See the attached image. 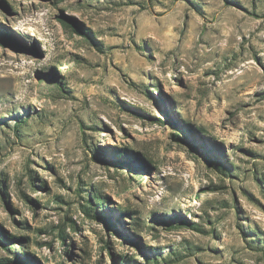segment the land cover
Segmentation results:
<instances>
[{
  "label": "rangeland",
  "instance_id": "374dc122",
  "mask_svg": "<svg viewBox=\"0 0 264 264\" xmlns=\"http://www.w3.org/2000/svg\"><path fill=\"white\" fill-rule=\"evenodd\" d=\"M0 28V264H264V0H0Z\"/></svg>",
  "mask_w": 264,
  "mask_h": 264
},
{
  "label": "trees",
  "instance_id": "16d2710c",
  "mask_svg": "<svg viewBox=\"0 0 264 264\" xmlns=\"http://www.w3.org/2000/svg\"><path fill=\"white\" fill-rule=\"evenodd\" d=\"M62 24L65 26V27H69V28H71V29H74V30H78L79 32H82L83 34H85L83 31H81L73 22H71V21H67V20H62ZM11 41V39H10V35H9V33H7L4 29H2V28H0V42H3V43H6V42H10ZM199 131L201 132L202 131V129L201 128H199ZM187 139V138H186ZM122 154H117V156H121ZM223 171H225L224 169H223ZM23 197H25L26 198V200H29L30 201V199L28 198V197H26V196H23ZM87 201H86V204L84 205V207H83V212L88 216V217H90V218H92V217H97L98 215H97V213H96V211H95V208L94 207H100V206H102L103 205V202H101L100 200L102 199V197H97V196H93V201L95 202L94 204H93V202H91L90 200H89V196L87 195ZM101 198V199H100ZM59 235H58V238L59 239H61V240H64L67 236H66V234H64L63 233V231L62 230H59V233H58ZM21 250H23V248L21 249ZM24 251V250H23ZM25 252V251H24ZM24 254H26V253H24ZM25 261H27L25 258L24 259H20V260H18V259H15V262H23V263H25Z\"/></svg>",
  "mask_w": 264,
  "mask_h": 264
}]
</instances>
